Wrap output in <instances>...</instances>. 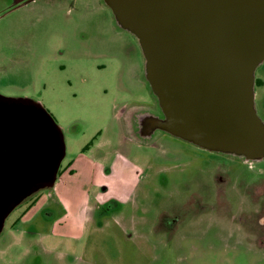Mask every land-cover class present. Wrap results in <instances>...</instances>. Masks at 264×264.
I'll return each instance as SVG.
<instances>
[{
  "label": "rangeland",
  "instance_id": "374dc122",
  "mask_svg": "<svg viewBox=\"0 0 264 264\" xmlns=\"http://www.w3.org/2000/svg\"><path fill=\"white\" fill-rule=\"evenodd\" d=\"M8 5L0 0V95L40 103L63 132L66 157L55 187L6 219L0 264H264L257 183L256 196L236 195L241 181L264 178V159L213 156L169 133L136 141L123 115L151 97L145 59L103 0ZM256 79L264 121V63ZM81 161L75 178L64 176ZM219 163L234 184L217 198Z\"/></svg>",
  "mask_w": 264,
  "mask_h": 264
},
{
  "label": "water",
  "instance_id": "95a60500",
  "mask_svg": "<svg viewBox=\"0 0 264 264\" xmlns=\"http://www.w3.org/2000/svg\"><path fill=\"white\" fill-rule=\"evenodd\" d=\"M138 41L164 117L154 129L211 152L264 159L256 71L264 0H104ZM66 145L44 107L0 95V235L26 199L56 185Z\"/></svg>",
  "mask_w": 264,
  "mask_h": 264
},
{
  "label": "flooded vegetation",
  "instance_id": "af4514ba",
  "mask_svg": "<svg viewBox=\"0 0 264 264\" xmlns=\"http://www.w3.org/2000/svg\"><path fill=\"white\" fill-rule=\"evenodd\" d=\"M34 1L35 0H7L9 4L7 10L11 11L18 7L30 4ZM133 108L135 109L132 111V113L129 110H126L124 112L123 120L125 121L126 126L129 129H131L132 131L131 135L135 137L136 141L138 140L140 141V143H145V144L152 143L154 141V138L158 135V133H167L159 129H154L155 120L157 118H163L164 114L153 92L151 93L150 98L145 97L139 105L137 104L133 106ZM208 152H210L213 156H215V154H220V155H226L228 157H233V158L236 157V156L224 154V153L211 152V151H208ZM237 158H240V157H237ZM241 159H243L246 163H250L244 158H241ZM214 175H215L216 183H217L216 197L220 198V196L225 195L228 192L230 183H233L230 180L231 175H232L231 167L227 166L226 164L219 163L214 168ZM256 183H257V190H258L257 192L258 201H254V202H257V204H254V202L251 204L253 208L257 206L255 211H253V208H252V214L255 219L257 218V225L260 227V234L262 235L261 237H264V178L259 179L258 182H253L251 185H248V188H247L246 181L244 180L241 181L238 184L239 191L238 193H236V195H238V197L240 198L249 196V195L256 196L253 194V192H251L252 190H254L255 186L253 185ZM205 199H209L207 198V195L205 196ZM192 204L193 202H190V199H189L186 203V206L184 207L185 208L184 210L185 211L190 210V206L191 207L193 206ZM178 211H180V209ZM177 221H178V218L176 219V222ZM163 229H166L165 226Z\"/></svg>",
  "mask_w": 264,
  "mask_h": 264
},
{
  "label": "crops",
  "instance_id": "0c3cea01",
  "mask_svg": "<svg viewBox=\"0 0 264 264\" xmlns=\"http://www.w3.org/2000/svg\"><path fill=\"white\" fill-rule=\"evenodd\" d=\"M132 107V108H131ZM131 107H129V108H126V110H129L131 113H132V111L135 109V108H133V106H131ZM125 110V111H126ZM76 165H77V163H74V167H75V170H73L72 168L73 167H71V168H69V171H67V173H65L64 174V176H67L68 174H70V179H73V178H75V176L76 175H72L73 173H75V172H77V171H81L84 167H86L87 166V164L85 163V161H81L79 164H78V169L76 168ZM64 178V177H63Z\"/></svg>",
  "mask_w": 264,
  "mask_h": 264
},
{
  "label": "trees",
  "instance_id": "16d2710c",
  "mask_svg": "<svg viewBox=\"0 0 264 264\" xmlns=\"http://www.w3.org/2000/svg\"><path fill=\"white\" fill-rule=\"evenodd\" d=\"M263 82L260 81L259 79H256V86H262Z\"/></svg>",
  "mask_w": 264,
  "mask_h": 264
}]
</instances>
